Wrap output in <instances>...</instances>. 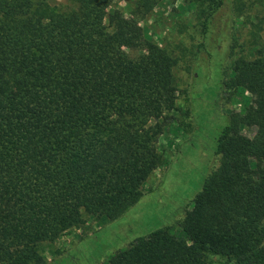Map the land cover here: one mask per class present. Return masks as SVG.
<instances>
[{
    "label": "trees",
    "instance_id": "trees-1",
    "mask_svg": "<svg viewBox=\"0 0 264 264\" xmlns=\"http://www.w3.org/2000/svg\"><path fill=\"white\" fill-rule=\"evenodd\" d=\"M66 1L59 12L46 0H0V264H46L44 244L140 200L178 96V58L140 22L178 3L170 14L192 11L207 30L223 5L129 0L126 16L116 0ZM254 1L264 8L231 4ZM253 27L255 57L237 55L233 38L223 83L250 102L229 114L180 236L158 229L107 264H264V44Z\"/></svg>",
    "mask_w": 264,
    "mask_h": 264
},
{
    "label": "rangeland",
    "instance_id": "rangeland-1",
    "mask_svg": "<svg viewBox=\"0 0 264 264\" xmlns=\"http://www.w3.org/2000/svg\"><path fill=\"white\" fill-rule=\"evenodd\" d=\"M46 1L59 12L68 7L66 0ZM231 3L223 0L207 21V30L201 25L203 19L192 11L170 14L178 3H166L155 10L153 18L140 22L155 43L178 58L175 110L169 113L157 142L162 162L145 182L140 200L120 218L88 219L70 234L44 244L41 253L46 264H107L115 253L158 229L170 228L173 235L180 236L178 222L191 210L218 159L217 139L229 123V114L242 113L251 99L247 93L224 88L231 76L233 38L234 52L248 60L255 57L253 25L264 44V8L254 1L239 11ZM114 5L126 16L132 10L129 0H116ZM241 133L252 137L254 130L242 129ZM209 260L220 261L213 256Z\"/></svg>",
    "mask_w": 264,
    "mask_h": 264
}]
</instances>
